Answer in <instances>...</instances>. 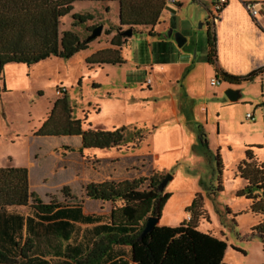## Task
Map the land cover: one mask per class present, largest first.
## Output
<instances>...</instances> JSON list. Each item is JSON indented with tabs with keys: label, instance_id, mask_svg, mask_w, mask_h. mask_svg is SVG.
<instances>
[{
	"label": "rangeland",
	"instance_id": "rangeland-1",
	"mask_svg": "<svg viewBox=\"0 0 264 264\" xmlns=\"http://www.w3.org/2000/svg\"><path fill=\"white\" fill-rule=\"evenodd\" d=\"M217 2H167L161 24L154 28L160 34L149 37L147 30L139 27L131 36L121 38L123 63L103 65L86 59L99 44L110 45V35L128 29L118 24V6L113 2H74L72 13L93 16L74 28L82 38L91 34L92 25H103L101 35L88 49L68 59L53 56L30 65L9 63L0 72V167H26L31 190L43 200L48 196L62 204L70 202L68 196L73 193L81 196V186L89 181L157 173L162 179L169 178L162 191L171 194L158 225H179L187 218L186 207L196 192L200 193L206 216L198 219L197 228L225 239L223 263L264 264L261 241L245 237L259 218L247 210L246 199L235 196L244 185L235 172L246 146H261L253 152L264 166V92L259 81L246 82L237 89L240 98L250 101L231 103L225 90H220L229 86L227 82L220 80L212 86L205 78L207 72L199 63L208 50L207 29L212 27L210 15ZM71 22L70 13L61 19L59 30L70 28ZM169 30L171 37L166 36ZM176 33L186 39L182 47L175 43ZM169 39L172 46L163 43ZM187 56L196 66L186 80L182 78L183 69L162 62L180 63ZM151 62L156 64L152 72L148 67ZM62 86L72 116L81 119L84 128L125 126L127 141L109 150L80 152L78 136L35 135L54 101L62 97L56 94ZM213 102L225 106L215 111ZM173 105L179 120L189 111V118L204 121L201 108L208 109V148L198 140V123H191L193 130L187 122L180 123ZM247 112L254 114V120L245 118Z\"/></svg>",
	"mask_w": 264,
	"mask_h": 264
},
{
	"label": "trees",
	"instance_id": "trees-1",
	"mask_svg": "<svg viewBox=\"0 0 264 264\" xmlns=\"http://www.w3.org/2000/svg\"><path fill=\"white\" fill-rule=\"evenodd\" d=\"M76 1L116 3L119 26H126L132 32L143 27L150 36L155 35L154 27L160 24L167 3L165 0H0V72L9 63L30 65L53 56L68 59L88 49L96 38L88 39L89 35L82 38L74 28L91 21L93 16L72 13ZM70 13V28L59 30L61 19ZM211 23L212 27L207 29L205 61L215 67L216 77L237 85L251 82L264 73V65L245 75H232L218 68L215 23ZM123 32L118 31L111 38L112 46L121 47ZM86 61L123 63L119 49L110 48L93 53ZM125 132V126L84 128L81 119L72 116L65 92L54 101L35 135L78 136V149L82 152L118 147L127 141ZM254 148L261 146H246L244 157L236 167L235 176L244 185L235 196L246 199L247 210L258 216L257 224L245 237H257L264 250V166L257 160ZM162 180L161 175L153 173L89 181L81 186V196L73 193L68 196L70 202L62 204L48 196L43 200L31 190L26 167H0V264L125 263L114 261L118 248H128L131 264H224L225 239L197 228L198 219L206 216L200 193L195 194L185 209L190 214L188 219L177 226L157 224L141 237L147 217H160L171 196L160 188ZM220 190L219 182L217 191ZM84 200L105 205L108 214H84Z\"/></svg>",
	"mask_w": 264,
	"mask_h": 264
},
{
	"label": "crops",
	"instance_id": "crops-1",
	"mask_svg": "<svg viewBox=\"0 0 264 264\" xmlns=\"http://www.w3.org/2000/svg\"><path fill=\"white\" fill-rule=\"evenodd\" d=\"M246 4L253 5L254 8L257 9V14L255 17L251 16V14L246 8ZM213 29L216 34V58H217L216 66L218 68L232 75H245L250 71L264 65V0H226L225 6L220 10L218 19L216 20ZM156 33L160 34L161 32H155V35ZM114 35L115 34L110 35V40ZM163 43H167L170 44V46H172L173 41L169 39L167 41L165 40ZM109 48L119 49L121 59L124 60V57H122V50L119 47L112 46L111 44L107 45L105 43L99 44L92 51V53L88 55V57H90L93 53L99 50L109 49ZM203 58L204 59L199 64H202L201 65L202 68L205 70V72H207V76H205V78L210 80V78L215 76V67L205 61V56ZM162 62L164 64H167V66H179L181 69H183L182 78L184 80H186L191 75V73L193 72L196 66V63L193 60H191L189 56H187L185 60H182L180 63H173L168 61L166 62L162 61ZM148 67L152 72V70L156 68V64L154 62H151V64H148ZM255 81L260 82L262 92H264V73L257 76L253 80V82ZM245 83L246 82H242L237 85L228 83L229 84L228 87L220 90L223 92L229 87H232L234 89L241 88V85ZM240 97H239L240 100L238 99L236 102H242L243 104H246L248 101H250L248 98L245 97L240 98ZM211 106H215V107L217 106L215 111H218V109H221L225 105L221 104L220 102H213ZM201 110L205 111L204 121H200L195 117L189 118L190 115L189 111L186 112L185 116L181 114L182 118H180L179 120L176 107L175 105L172 106V111L176 115L177 120L180 123L181 120L187 122V127L190 130H193V126L191 125L192 122L198 123L197 124L198 131L200 132V135L201 133L203 134V136L201 135V138L198 137V140L201 144L202 142H204L203 143L204 147L208 148L209 144L205 134V129H206L205 126L208 125V114H207L208 109H204V107H202ZM210 113H211V118H214V116L212 115L213 112L211 111ZM187 114L189 115L187 116ZM216 124L219 125V122ZM213 125L214 124L209 123L210 127H213ZM180 130L182 131V133L184 132L182 127H180ZM205 138L206 140H204ZM77 148H79V146H77ZM157 159H158V154H157ZM86 204L90 205L91 209H87L85 206ZM82 210L84 214H90V215L94 214L95 216L108 214V207H106L105 205H101L100 203H95L89 200H84V202L82 203ZM162 226H167V225L163 224ZM114 261L125 262L119 264H131L128 248H118L117 256L115 257Z\"/></svg>",
	"mask_w": 264,
	"mask_h": 264
},
{
	"label": "water",
	"instance_id": "water-1",
	"mask_svg": "<svg viewBox=\"0 0 264 264\" xmlns=\"http://www.w3.org/2000/svg\"><path fill=\"white\" fill-rule=\"evenodd\" d=\"M103 30V25L99 24L97 26H95L92 31H91V34L88 36V39H94L98 36L101 35V32ZM123 34L125 36H131L132 35V30L131 29H127L123 32ZM172 35V31L169 30L166 34L167 37H170ZM174 38H175V41L177 43V46L178 47H182L183 44L185 43L186 39L183 35L179 34V33H176L174 35ZM224 94L225 96L227 97V99L230 101V102H236L239 97H240V92L238 89H234L232 87H229L227 88L225 91H224ZM169 179L167 177H164L162 182H161V185H160V188L162 189V186L163 184L166 182V180ZM159 219L160 217L158 216H148L146 221H145V225H144V228L142 230V233H141V237L145 236L148 232H150L158 223H159Z\"/></svg>",
	"mask_w": 264,
	"mask_h": 264
},
{
	"label": "built area",
	"instance_id": "built-area-1",
	"mask_svg": "<svg viewBox=\"0 0 264 264\" xmlns=\"http://www.w3.org/2000/svg\"><path fill=\"white\" fill-rule=\"evenodd\" d=\"M165 1L166 2H174L175 0H165ZM224 3H226V0H218V2L215 3V5H214V13H212L210 15L211 22H214V23L216 22V20L218 18V15H219V10L222 9V6H223ZM246 8H247V10L249 11V13L251 14L252 17L256 16L257 9H255L253 5L246 4ZM220 80L221 79L219 77L214 76V77L210 78L209 83H210V85L215 86V85L221 83ZM65 92H66V88L64 86L59 87L56 90V94L57 95H63ZM262 105L264 106V102H263ZM245 118L248 119V120H254L255 117H254L253 113L248 112V113H246ZM156 157H157V155H155V158ZM186 217L188 219L190 217V214L186 213Z\"/></svg>",
	"mask_w": 264,
	"mask_h": 264
}]
</instances>
